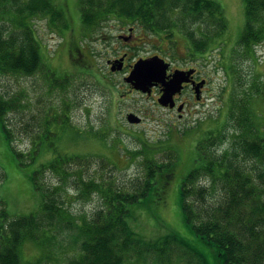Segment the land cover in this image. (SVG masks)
Wrapping results in <instances>:
<instances>
[{"label": "trees", "instance_id": "16d2710c", "mask_svg": "<svg viewBox=\"0 0 264 264\" xmlns=\"http://www.w3.org/2000/svg\"><path fill=\"white\" fill-rule=\"evenodd\" d=\"M56 1L59 0H0V74L27 76L41 68L40 44L32 21L49 14L51 20L67 25L63 8ZM76 1L80 43L95 30L103 29L108 16L116 14L124 16L128 24H135L147 36L165 34L171 43L176 32L182 33L189 40V49L207 51L208 61V52L221 45L214 43L227 28L223 8L216 0ZM243 1V29L231 48L233 56L226 66L221 65L231 86L226 101V124L222 130H207L197 140L195 166L180 188L183 219L213 251L218 264H264V138L253 124L250 107L251 97L261 87L256 79L248 84L240 74L236 76L237 65L241 63L233 62L238 54L255 63L258 60L255 47L264 41V0ZM203 37L204 45L200 40ZM52 75L47 69L46 77ZM69 79L68 75H62L48 80L51 88L62 91ZM14 99L0 93V124L10 144L13 138L6 117L18 106ZM50 122L25 154L29 161L41 152L45 138L55 136ZM14 151L23 159L24 153ZM164 153L166 157L161 160L154 151L153 157L145 155L141 173L123 182L114 173L116 164L97 155L57 151L54 156L42 159L30 177L40 196L37 209L11 216L0 195V264H53L37 256L25 260L21 248L26 242L42 245L48 238L47 232L55 234L62 228L76 229L80 236V240L76 237L78 251L68 264H123L144 253L149 260L145 264H158L171 261L169 249L173 248L189 255L186 257L189 264H206L200 254L175 235L146 241L127 222L129 205L146 199L156 185L164 187L172 176L176 154L169 149ZM47 173L57 180L47 181ZM159 176L164 179L159 180ZM4 177L0 170V186ZM69 184L74 185V196L66 189ZM94 196L100 204L91 216L72 214L64 204L69 198L87 200Z\"/></svg>", "mask_w": 264, "mask_h": 264}, {"label": "rangeland", "instance_id": "374dc122", "mask_svg": "<svg viewBox=\"0 0 264 264\" xmlns=\"http://www.w3.org/2000/svg\"><path fill=\"white\" fill-rule=\"evenodd\" d=\"M216 1L223 8L227 28L214 43L221 45L208 52L206 72L203 71L208 82L203 102L193 105L192 114L189 113L184 120H178L151 97L133 89L124 81L126 75L121 72L109 74L106 58L112 55L106 51L105 44L93 42L91 37L80 43L76 0L56 1L63 8L67 25L51 20L49 14L33 19L43 65L33 75L0 74V93L15 97L18 105L6 117L13 138L11 144L0 124V170L5 173L0 195L11 216L26 214L40 206V196L31 183V172L42 159L54 156L57 151L106 158L116 164L114 173L118 181L123 182L141 173L145 155L153 157L151 153L154 151L155 157L161 160L166 157L165 149L174 150L176 159L171 168L172 176L164 187L156 185L146 199L129 205L127 222L137 236L146 241L175 235L200 254L206 264H218L213 251L185 223L180 204L182 182L195 166L197 140L207 130H222L226 124V101L231 86L221 65L226 66L229 57L233 56L230 55L231 48L245 21L243 0ZM160 37L148 35L145 43L133 51L135 56L153 53L168 58L172 43L162 34ZM184 42L189 44L187 37L178 38L181 52ZM81 50L85 55H80ZM240 56H234L233 60L235 64L241 63L237 65L236 76L240 74L248 84L256 79L261 87L251 97L250 107L253 124L258 135L264 138V41L255 47L256 63ZM47 69L53 73L48 78ZM62 75L70 77L63 90L51 88L50 81ZM130 112L142 118V122L129 123L126 116ZM48 121H51L49 126L55 136L45 138L41 152L36 159L29 161L25 154L45 131ZM11 145L14 150L24 153L23 159L17 157ZM45 179L57 180L50 173ZM66 189L74 196V185L69 184ZM64 204L72 214L91 216L100 200L96 196L87 200L69 198ZM47 236L42 245L23 244V258L30 260L37 256L49 263L68 264L78 251L76 237L80 240V236L77 230L62 228L55 234L47 232ZM169 252L171 261L158 264H189L186 258L189 255L175 248ZM148 261L144 253L123 264H145Z\"/></svg>", "mask_w": 264, "mask_h": 264}, {"label": "flooded vegetation", "instance_id": "af4514ba", "mask_svg": "<svg viewBox=\"0 0 264 264\" xmlns=\"http://www.w3.org/2000/svg\"><path fill=\"white\" fill-rule=\"evenodd\" d=\"M108 17H110L109 20L107 22L104 21L106 26L101 30H95L91 38L93 42H102V44H105L106 51L112 55L106 58L109 74L121 72L123 76L128 75L133 63L139 57L145 58L155 54L151 53L136 57L133 51L140 47L141 44L145 43L147 35L140 32L135 24H128L124 16L113 14ZM162 35L164 37L165 34ZM158 36L160 37V35ZM182 36L183 34L179 32L173 35L171 38L173 42L172 50L168 58H164L165 61L169 63L167 70L168 78L170 79L174 73L180 71L183 77L187 78V81H182L180 89L172 95V100L174 102L172 108L163 107L158 104L163 109L172 112L178 120H184L189 113L192 114L194 106L203 102L208 83L207 76L203 73L204 70L206 72L204 68L206 67L205 63H207V51H198L193 48L189 49L185 42L182 52L179 51L178 38ZM205 41L206 38H203L201 44L204 45ZM81 54L85 55L83 50L80 51V55ZM115 60H117V62H115ZM139 92L148 98L151 97L157 102V99L163 92V85H153L150 93ZM141 122L142 118L140 123Z\"/></svg>", "mask_w": 264, "mask_h": 264}, {"label": "water", "instance_id": "95a60500", "mask_svg": "<svg viewBox=\"0 0 264 264\" xmlns=\"http://www.w3.org/2000/svg\"><path fill=\"white\" fill-rule=\"evenodd\" d=\"M168 66L169 63L157 54L145 58L140 57L133 63L130 72L123 79L135 90L142 93H150L153 85H163V92L157 102L163 107L172 108L174 106L172 95L180 89L181 82L187 81V78L178 71L169 79ZM126 119L129 123H137L141 120L132 112L127 114Z\"/></svg>", "mask_w": 264, "mask_h": 264}]
</instances>
